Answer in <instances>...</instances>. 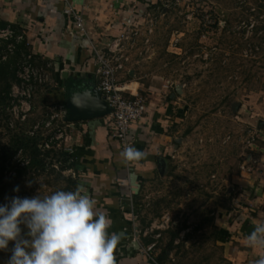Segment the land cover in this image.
<instances>
[{
  "label": "rangeland",
  "instance_id": "rangeland-1",
  "mask_svg": "<svg viewBox=\"0 0 264 264\" xmlns=\"http://www.w3.org/2000/svg\"><path fill=\"white\" fill-rule=\"evenodd\" d=\"M143 1L111 39L127 36L120 41V53L127 56L123 77L170 102L177 140L160 172L144 179L134 196L138 237L151 239L157 255L178 229L163 264H230L213 232L218 217L233 209L237 176L249 171L257 119L264 115V0ZM31 103L33 125L60 105L43 107L39 91ZM10 136L0 113V151ZM56 151L41 169L26 168L28 155L17 150L4 172L1 205L13 196L69 191L65 179L72 172L61 170ZM17 186L20 191H13ZM13 246L9 242V250L0 251V264H6Z\"/></svg>",
  "mask_w": 264,
  "mask_h": 264
},
{
  "label": "crops",
  "instance_id": "crops-1",
  "mask_svg": "<svg viewBox=\"0 0 264 264\" xmlns=\"http://www.w3.org/2000/svg\"><path fill=\"white\" fill-rule=\"evenodd\" d=\"M142 2L145 1L0 0L3 26L9 24L24 33L28 49L36 56L38 64H51L52 83L39 90L43 107L63 104L67 110L62 80L72 77L79 80L82 87L96 84L91 45L97 48L106 45L126 26L128 12L142 6ZM68 6L82 15L85 32L78 30L71 16L64 13ZM117 78L126 91L146 93L145 112L131 126L133 147L144 156L128 163L120 155L118 143L111 136L112 122L106 115L72 123L66 144L71 148L67 154L75 166L65 170L71 171V177L76 179L75 188L85 185L97 202V211L110 218L109 233L122 234L114 253L116 264H159L155 253L145 249L151 242L140 237L134 240L139 229L134 221L133 202L144 179L160 172L165 156L174 150L177 139L172 130L173 110L169 101L148 94L150 88H144L138 80L123 77L121 71ZM257 120L258 140L250 148L249 171L237 176L239 187L232 198L233 209L215 222V242L230 264H253L264 255V248L251 247L246 239L254 227L264 221V115Z\"/></svg>",
  "mask_w": 264,
  "mask_h": 264
},
{
  "label": "clouds",
  "instance_id": "clouds-1",
  "mask_svg": "<svg viewBox=\"0 0 264 264\" xmlns=\"http://www.w3.org/2000/svg\"><path fill=\"white\" fill-rule=\"evenodd\" d=\"M121 156L131 161L144 153L128 147ZM13 191L19 192V186ZM110 226V218L97 211L96 200L83 184L43 197L13 196L0 205V251L14 243L6 264H116L122 234L109 233ZM246 239L249 246L264 248V221ZM253 264H264V255Z\"/></svg>",
  "mask_w": 264,
  "mask_h": 264
},
{
  "label": "built area",
  "instance_id": "built-area-1",
  "mask_svg": "<svg viewBox=\"0 0 264 264\" xmlns=\"http://www.w3.org/2000/svg\"><path fill=\"white\" fill-rule=\"evenodd\" d=\"M63 11L71 16L78 30L85 32L83 18L80 13H75L71 6L65 7ZM125 37L127 36L121 33L119 37L112 38L100 48L91 45L94 56L96 89L110 108L107 115L113 125L111 136L118 143L120 155L125 148L133 147L134 139L131 135V126L141 119L146 109V100L141 94L126 91L118 82V72L122 70L124 67L123 62L127 60V56L120 53L122 49L120 41ZM23 40H25L24 33L16 31L11 25L0 27V43H5L3 46L0 44V61L6 60L14 52L16 44ZM25 43L28 45L27 41ZM32 58L33 54L30 51L23 54V58L17 67V81L11 85L9 92V106L7 107L10 114L9 125H12L15 119L23 120L32 110L31 99L35 87L52 80L49 69L50 62L35 64ZM66 115L65 106L60 104L57 110H50L42 119L34 123L30 134L41 131L43 135V139L39 144L41 149L62 147L70 150L69 145H64V143L61 145V142L70 137L69 130L73 126L72 121L65 120ZM24 163L27 164L28 160ZM138 239L139 237L136 235L134 240ZM154 245V242L150 243L145 246V249L150 251Z\"/></svg>",
  "mask_w": 264,
  "mask_h": 264
},
{
  "label": "trees",
  "instance_id": "trees-1",
  "mask_svg": "<svg viewBox=\"0 0 264 264\" xmlns=\"http://www.w3.org/2000/svg\"><path fill=\"white\" fill-rule=\"evenodd\" d=\"M4 23L0 20V27L3 26ZM26 40H23L20 43L16 44L14 52L4 61H0V113H3V116L6 119V123H8V119L10 114L8 112L7 107L9 106V92L11 89V85L17 81L16 70L17 67L23 58V54L29 52L28 45H26ZM3 46L5 43H0ZM32 61L35 64H38L36 60V56L33 55ZM51 83L47 82L45 84L37 85L33 91L34 98L35 92L39 91L42 87H47ZM80 81L76 80L72 77H69L65 80H62L61 86L67 91L71 88H74L76 85H79ZM34 106V105H32ZM65 106V105H64ZM34 107L31 111H33ZM31 113V112H30ZM11 128V136L9 142L4 145V147L0 151V205L1 200L4 196L5 182H4V172L10 166V159L13 154L17 150H21L28 155V163L27 167H35L44 169L46 165L45 159L50 156L51 152H54V147L42 150L39 147V142L43 139V135L41 131H35L30 134V130L33 126V119L30 117L29 113L23 120L15 119L12 125H9ZM56 156H58L60 162L61 170H65L68 168H74V163L71 159V156L63 151L57 149ZM26 168L18 169V175L23 173ZM65 179V178H64ZM67 183L66 190H73L76 186V179L72 177H67L65 179ZM217 229V228H216ZM216 229L214 230V238L216 236ZM179 230L176 229L170 232V237L166 243V245L160 249V251L155 255V260L159 264H163L164 260L168 257V253L172 248L174 238L178 236ZM152 241L151 239H147V243Z\"/></svg>",
  "mask_w": 264,
  "mask_h": 264
},
{
  "label": "water",
  "instance_id": "water-1",
  "mask_svg": "<svg viewBox=\"0 0 264 264\" xmlns=\"http://www.w3.org/2000/svg\"><path fill=\"white\" fill-rule=\"evenodd\" d=\"M82 83L67 91L66 107L67 121H80L106 116L110 112L106 101L101 97L96 89V84L85 89ZM80 89L79 93L73 97V92Z\"/></svg>",
  "mask_w": 264,
  "mask_h": 264
}]
</instances>
